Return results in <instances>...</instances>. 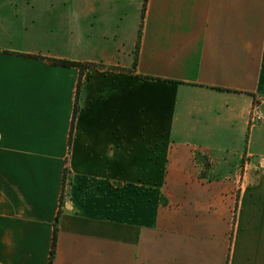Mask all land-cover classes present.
Segmentation results:
<instances>
[{"label":"crops","instance_id":"crops-1","mask_svg":"<svg viewBox=\"0 0 264 264\" xmlns=\"http://www.w3.org/2000/svg\"><path fill=\"white\" fill-rule=\"evenodd\" d=\"M260 97L264 0H0V264H264Z\"/></svg>","mask_w":264,"mask_h":264},{"label":"rangeland","instance_id":"rangeland-1","mask_svg":"<svg viewBox=\"0 0 264 264\" xmlns=\"http://www.w3.org/2000/svg\"><path fill=\"white\" fill-rule=\"evenodd\" d=\"M167 143L164 142V147L162 148V152H163V158H162V169H163V173L161 174H145V175H135V174H131L130 175V180H132V184L134 182H137L141 185H139L141 188H145L148 187V194H152V197H148V199L155 200L156 202H158L159 205L162 206H166L168 204V200L165 197V195L161 194V190H156V191H152V193L150 192V187H152V185L154 186H158V187H162L164 186V184L166 183V178L169 175H166V166L168 165V160L165 157L164 153H166L167 150ZM154 146V145H153ZM155 147V146H154ZM153 147V149H154ZM162 147V146H161ZM158 148V147H157ZM196 165L198 167V172L196 173V175H198V178L201 180H218L219 175L218 174H212L209 171V160L208 158L202 156V155H196ZM241 174L238 175H231V178H235L236 180H238L240 178ZM237 176V177H236ZM70 177L68 172L66 173V180L68 178V181L70 180ZM120 183V187H121ZM237 192V191H236ZM149 196V195H148ZM155 197V198H154Z\"/></svg>","mask_w":264,"mask_h":264},{"label":"trees","instance_id":"trees-1","mask_svg":"<svg viewBox=\"0 0 264 264\" xmlns=\"http://www.w3.org/2000/svg\"><path fill=\"white\" fill-rule=\"evenodd\" d=\"M50 61L55 65H60V66H64V67H78V68H81L82 70H85L89 66H92L89 64H82V63L73 62V61H66V60L51 59ZM79 88H80V84H79ZM79 88H78V91H79ZM77 112H78V108L76 107L74 115H76ZM58 231H59V227H58V222H57L55 224L52 251H51V257H50V264H53L54 260H55L57 241H58Z\"/></svg>","mask_w":264,"mask_h":264},{"label":"built area","instance_id":"built-area-1","mask_svg":"<svg viewBox=\"0 0 264 264\" xmlns=\"http://www.w3.org/2000/svg\"><path fill=\"white\" fill-rule=\"evenodd\" d=\"M249 126H264V97H260L258 102L254 104L249 117Z\"/></svg>","mask_w":264,"mask_h":264}]
</instances>
